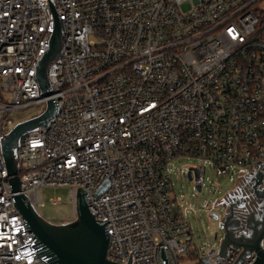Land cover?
Instances as JSON below:
<instances>
[{
    "label": "built area",
    "instance_id": "built-area-1",
    "mask_svg": "<svg viewBox=\"0 0 264 264\" xmlns=\"http://www.w3.org/2000/svg\"><path fill=\"white\" fill-rule=\"evenodd\" d=\"M262 1L49 0L63 37L47 71L57 111L15 150L35 211L42 187L67 188L72 214L58 225L73 222L81 189L90 214L107 223L109 262L126 264L135 249L131 264H163V248L167 264H233L240 250L223 259L213 245L197 248L169 166L201 161L180 171L197 192L207 163L237 185L264 163ZM52 29L46 0H0V139L47 109L35 71ZM34 107L40 115L14 117ZM259 171L264 184V164ZM23 223L0 145V264H45ZM248 254L238 264H252L256 254Z\"/></svg>",
    "mask_w": 264,
    "mask_h": 264
},
{
    "label": "water",
    "instance_id": "water-1",
    "mask_svg": "<svg viewBox=\"0 0 264 264\" xmlns=\"http://www.w3.org/2000/svg\"><path fill=\"white\" fill-rule=\"evenodd\" d=\"M46 2L51 11L53 29L49 47L37 65L35 76L41 92L40 96L46 101L47 109L39 117L18 124L0 139L10 196L15 210L24 220V231H30L34 235L30 237L36 239L33 242L34 245H32L36 257L45 264H117L106 259L109 234H107L108 228L105 229L104 226L107 223H98L90 214L86 204L87 196L84 191L77 190L76 220L67 224L53 225L38 215L28 202L27 197L22 193V185L17 177L15 150L18 147L20 138L40 125L45 126L49 120L55 117L57 111V101L50 91L47 71L49 66L62 54L63 37L59 17L49 0H46ZM263 164L259 169L263 167ZM259 169L256 170L255 175L249 182L252 185L254 196L264 202V184L261 183L262 172ZM187 180H191L189 173L187 174ZM107 184L106 182L102 186L94 195V198H98L105 191ZM196 190L199 192L200 187L197 186ZM229 194L230 192H227L219 201L218 206L223 208L227 206L226 200ZM210 217L218 222V228L222 232L218 247V255L221 258L224 259L228 249L233 248L240 250V254L233 264L242 263L243 258L249 256L248 252L252 251L256 254V259L252 264H264V250L260 247V243L264 239V224L261 229L256 230L248 225L240 226L233 219L232 213L224 214L222 219H219V216L215 214H211ZM134 250L130 253L126 264H131V256ZM160 250L162 263L167 264L163 248Z\"/></svg>",
    "mask_w": 264,
    "mask_h": 264
},
{
    "label": "rangeland",
    "instance_id": "rangeland-1",
    "mask_svg": "<svg viewBox=\"0 0 264 264\" xmlns=\"http://www.w3.org/2000/svg\"><path fill=\"white\" fill-rule=\"evenodd\" d=\"M258 9L264 10V0L258 4ZM41 111L37 107L25 109L14 114L19 119H29L33 116L40 115ZM202 166L201 161L190 158H179L174 160L170 166V181L173 185L174 195L178 200L184 201V210H187L186 217L191 224L197 248L206 251L211 245L215 249L219 247L222 238V232L218 228V222L210 217L215 214L222 219L224 216L223 207H215L219 201L227 194L235 189L237 185L236 177L232 180L229 177L217 178L210 164L204 165V184L200 192L194 190V185L181 176V172L185 171L189 166ZM240 185V184H239ZM41 208L36 212L41 217L51 220L52 224H60L71 218L72 207L69 203V190L67 188H47L42 187L39 190ZM58 199L61 205L54 207L50 204L51 200ZM208 205L210 209L205 206ZM179 264H200L197 258H189L181 260Z\"/></svg>",
    "mask_w": 264,
    "mask_h": 264
},
{
    "label": "flooded vegetation",
    "instance_id": "flooded-vegetation-1",
    "mask_svg": "<svg viewBox=\"0 0 264 264\" xmlns=\"http://www.w3.org/2000/svg\"><path fill=\"white\" fill-rule=\"evenodd\" d=\"M226 201L225 215L232 213L233 219L240 226L248 225L256 230L261 229L264 224V202L254 196L249 181H242L240 185H237Z\"/></svg>",
    "mask_w": 264,
    "mask_h": 264
},
{
    "label": "trees",
    "instance_id": "trees-1",
    "mask_svg": "<svg viewBox=\"0 0 264 264\" xmlns=\"http://www.w3.org/2000/svg\"><path fill=\"white\" fill-rule=\"evenodd\" d=\"M259 25L262 30V38L264 39V10L259 15Z\"/></svg>",
    "mask_w": 264,
    "mask_h": 264
}]
</instances>
